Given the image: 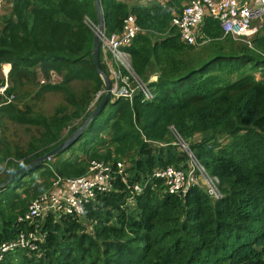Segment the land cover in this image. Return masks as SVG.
Instances as JSON below:
<instances>
[{
	"label": "trees",
	"instance_id": "1",
	"mask_svg": "<svg viewBox=\"0 0 264 264\" xmlns=\"http://www.w3.org/2000/svg\"><path fill=\"white\" fill-rule=\"evenodd\" d=\"M186 1L100 0L107 35L122 32L130 16L141 28L127 50L154 98L136 90L111 99L74 144L0 188V245L31 231L17 218L59 176H81L92 160L123 161L128 184L117 178L79 217L49 214L40 223L38 251L16 249L0 264H264V25L249 41L236 40L206 16L199 44H189L172 24ZM10 5L0 16L5 96L14 95L7 103L0 94V183L75 132L105 89L92 55L95 0ZM99 58L110 77L101 50ZM52 70L61 80L41 85V74L49 78ZM51 91L66 102L51 114L36 110L38 96ZM6 122L31 134L3 133ZM178 135L219 177L221 198L199 185L170 192L152 176L167 166L186 169L189 155ZM144 181L142 192L130 188Z\"/></svg>",
	"mask_w": 264,
	"mask_h": 264
},
{
	"label": "built area",
	"instance_id": "2",
	"mask_svg": "<svg viewBox=\"0 0 264 264\" xmlns=\"http://www.w3.org/2000/svg\"><path fill=\"white\" fill-rule=\"evenodd\" d=\"M206 16L220 21L225 36L230 35L236 40L249 41V38L264 23V0H189L183 10L175 14L172 24L179 29L184 42L199 44V29ZM92 27L95 32L97 25L92 24ZM104 29L100 32L101 51L111 73L110 77H112L113 83L110 91L115 96L114 99L131 98L136 90H140L144 94L145 100H152L154 93L148 84L134 72L131 53L127 50L133 38L141 30L135 18L128 17L125 20L123 31L120 33L107 35ZM108 56H111L113 61L110 65ZM124 71L126 74H123ZM54 74L57 73L52 70L48 81L41 79V82H49L51 75ZM57 75L61 79V76ZM7 87L8 83L0 86V94L5 96ZM5 97L7 103L14 100V95ZM177 137L178 140L180 139L178 143L189 155V160L184 165L186 169L167 166L164 169H156L152 176L167 183L170 192L177 193L187 190L192 185H199L207 190L212 199L221 198L219 177L210 175L188 144L179 135ZM126 170L127 167L123 161L92 160L87 173L81 176L70 178L59 176L54 181L53 188L34 199L29 205V209L17 218L18 222L30 225L33 229L31 231L21 230L17 239L2 243L0 245V261L5 258L6 254L16 249L38 251L39 244L44 241L45 237L41 232L40 223L49 214L75 217L83 215L84 205L93 201L99 192L112 191L117 178L128 184L129 172ZM199 178L202 180L201 184ZM146 185V181L138 182L130 188L134 192L140 193ZM129 201L133 203L132 197L129 198Z\"/></svg>",
	"mask_w": 264,
	"mask_h": 264
},
{
	"label": "water",
	"instance_id": "3",
	"mask_svg": "<svg viewBox=\"0 0 264 264\" xmlns=\"http://www.w3.org/2000/svg\"><path fill=\"white\" fill-rule=\"evenodd\" d=\"M95 4H96V9H97V14H98V22H97V30L95 31V34H94V46H93V50H92V55H93V60H94V63L97 67L98 73L101 75V77L103 78V81H104V85H105V89H106V93H105L104 98L99 102V104L92 111V113L86 118L84 123L75 132H73L66 140L61 142L54 149H52L49 152L45 153L44 155L38 157L36 160L32 161L30 164L23 166L20 169H18L5 182L0 183V188L4 187L8 182L15 179L19 174H21V173H23L29 169H32L36 165L51 159L56 154H58L64 150H66L67 148H69L72 144H74L78 140V138L83 133L85 128L88 126V124L91 122V120L96 115H98L102 111L104 106L110 101L111 96H112L111 91H110V89H111L110 77L104 70H102L100 58H99L100 50H101L100 32H102V30L104 29L105 22H104V17H103L102 6H101L100 0H95Z\"/></svg>",
	"mask_w": 264,
	"mask_h": 264
},
{
	"label": "rangeland",
	"instance_id": "4",
	"mask_svg": "<svg viewBox=\"0 0 264 264\" xmlns=\"http://www.w3.org/2000/svg\"><path fill=\"white\" fill-rule=\"evenodd\" d=\"M11 1L12 0H0V16L9 14V12L11 11V5H10ZM134 1H137V0H134ZM142 1L152 2V0H142ZM159 1H165V0H159ZM262 25H264V23ZM262 25L259 27V29L262 27ZM103 61H104V59H103ZM112 62L113 61H112L111 56H108V64L110 65V64H112ZM108 69H109V66H108ZM6 70H7L6 66L0 67V77L5 78V82L9 83V73H8V70L7 71ZM109 72H110V70H109ZM110 75H111V73H110ZM41 79L48 81V77H45L42 74H41L40 80ZM49 80H50L49 82L57 83V81H60L61 79L57 74H54V75H51V78ZM43 84L44 83L41 82V85H43ZM82 86H83L82 84H77V88L82 87ZM104 93H106L105 89L101 90L96 95L95 99L93 100V102L90 105V108L94 109L97 106L96 102L101 98V96ZM34 95H37V92H35L33 95L28 96V99H30L29 100L30 103L33 101ZM114 97L115 96L112 94V96H111L112 101L115 100ZM65 102H66V99L62 93L51 91V92H45L43 94H40L38 96V99H37L38 105H35V106L32 105V106L36 110L43 111L46 114H51L60 104L65 103ZM6 132L7 133L8 132L14 133V135L18 139H21V138L26 137V136L28 137L31 134V131H26L22 125L15 124V123H8L7 124V122L5 123V125L3 127V133H6ZM185 143L187 144L186 141H185ZM199 182H200V184L202 183L201 178H199Z\"/></svg>",
	"mask_w": 264,
	"mask_h": 264
},
{
	"label": "crops",
	"instance_id": "5",
	"mask_svg": "<svg viewBox=\"0 0 264 264\" xmlns=\"http://www.w3.org/2000/svg\"><path fill=\"white\" fill-rule=\"evenodd\" d=\"M188 1H189V0H188ZM188 1H186V3H187Z\"/></svg>",
	"mask_w": 264,
	"mask_h": 264
}]
</instances>
